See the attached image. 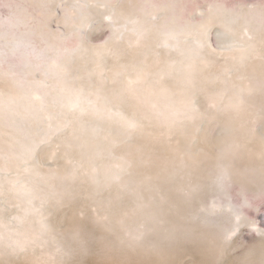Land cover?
<instances>
[{"label":"snow or ice","instance_id":"6c2138e0","mask_svg":"<svg viewBox=\"0 0 264 264\" xmlns=\"http://www.w3.org/2000/svg\"><path fill=\"white\" fill-rule=\"evenodd\" d=\"M190 250L264 264V0H0V264Z\"/></svg>","mask_w":264,"mask_h":264},{"label":"bare ground","instance_id":"6f19581e","mask_svg":"<svg viewBox=\"0 0 264 264\" xmlns=\"http://www.w3.org/2000/svg\"><path fill=\"white\" fill-rule=\"evenodd\" d=\"M188 255L191 257V260L188 262V264H203V262L206 260V257L202 256L198 251L190 250ZM183 258V257H181ZM159 258H149L150 264H157ZM234 258H229V264H233ZM132 260L135 264L136 261H144V258L142 257H132ZM85 264H102V258L99 256H89L85 259Z\"/></svg>","mask_w":264,"mask_h":264}]
</instances>
